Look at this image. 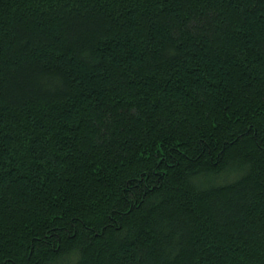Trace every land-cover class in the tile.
Returning <instances> with one entry per match:
<instances>
[{
	"label": "trees",
	"instance_id": "trees-1",
	"mask_svg": "<svg viewBox=\"0 0 264 264\" xmlns=\"http://www.w3.org/2000/svg\"><path fill=\"white\" fill-rule=\"evenodd\" d=\"M0 264H264V0H0Z\"/></svg>",
	"mask_w": 264,
	"mask_h": 264
}]
</instances>
